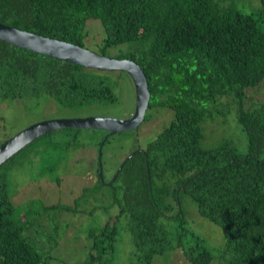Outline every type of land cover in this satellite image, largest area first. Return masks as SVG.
<instances>
[{
    "label": "trees",
    "instance_id": "16d2710c",
    "mask_svg": "<svg viewBox=\"0 0 264 264\" xmlns=\"http://www.w3.org/2000/svg\"><path fill=\"white\" fill-rule=\"evenodd\" d=\"M260 3L257 11L244 12L229 0H0V24L84 49L87 21H99L104 39L97 54L125 46L114 58L134 61L146 77L150 100L144 120L151 111L172 113L168 126L135 149L112 183L97 178L110 189L118 215L129 220L132 264H153L154 257L173 250L189 264H264V98L258 102L260 96L248 92L264 83V0ZM112 72L0 42L2 99L49 97L68 108L111 104L117 100ZM223 102L237 106L247 144L243 155L227 142L210 149L201 145L204 124ZM34 142L0 166V264H44L47 257L43 244L31 237L43 228L39 215L31 208L20 214L12 203L10 167ZM183 197L220 229L217 260L184 228ZM72 210L55 203L41 213ZM116 221L90 234L94 254L87 264H110L106 256L113 258ZM186 238L193 240L188 244Z\"/></svg>",
    "mask_w": 264,
    "mask_h": 264
},
{
    "label": "rangeland",
    "instance_id": "374dc122",
    "mask_svg": "<svg viewBox=\"0 0 264 264\" xmlns=\"http://www.w3.org/2000/svg\"><path fill=\"white\" fill-rule=\"evenodd\" d=\"M229 1L244 12L257 11L261 6L260 0ZM86 31L89 33L86 49L94 53L99 52L96 46L104 39L100 22L88 20ZM124 50L125 46L109 48L105 56L114 58ZM108 76L114 83L117 96V100L111 104L95 103L68 108L49 97L0 98V144H4L28 127L44 121L91 117L117 120L129 118L135 108L133 83L123 72L114 71ZM248 92L254 99L260 96L258 102L263 101L264 83ZM218 110L219 114L203 126L204 138L201 145L210 149L227 142L238 154H245L246 137L237 122V106H227V103L223 102ZM157 112L148 113L149 120H144L138 129L118 133L109 138L102 150V178L105 182L113 178L129 154L137 151L135 149L139 146H145L168 126L172 113L166 110ZM106 135L105 131L98 130H56L50 136L40 137L24 153L16 156L10 167L11 190L16 193L12 197V203L20 214L31 208L32 214L39 215L38 219L42 222L43 228L40 231L38 228L31 231V237L33 241L43 244L42 250L47 255L44 264H87L89 254H94L91 252L94 240L90 234H97L106 223L116 220L117 238L114 240L113 258L110 255L106 258L110 259V264L136 262L128 228L129 220L124 215H118L119 209L112 201L110 189L98 184V149ZM55 178L61 179L59 185L54 182ZM181 202L184 228L199 236L217 260L218 250L222 245L220 229L200 217L189 198L183 197ZM55 203L72 206L73 210L69 214L59 215H54L53 212L50 215L41 213L44 207ZM177 225L175 221L172 226L174 228ZM95 239L98 240L97 237ZM192 240L186 238L188 244ZM153 264L189 262L179 250H173L154 257Z\"/></svg>",
    "mask_w": 264,
    "mask_h": 264
},
{
    "label": "water",
    "instance_id": "95a60500",
    "mask_svg": "<svg viewBox=\"0 0 264 264\" xmlns=\"http://www.w3.org/2000/svg\"><path fill=\"white\" fill-rule=\"evenodd\" d=\"M0 42L88 69L124 72L131 79L135 90V108L129 119L117 120L111 118L91 117L84 119H57L44 121L28 127L0 146L1 166L19 151L24 149L28 144L50 132L65 129L105 131L108 134L98 149V177L103 181L101 174L102 148L105 141L115 134L132 131L138 128L143 122L148 109L150 94L146 77L141 68L132 60L109 58L73 44L41 37L2 24H0ZM135 152H132L120 164L110 183L114 181L124 164L135 154ZM145 164L148 177L149 172L147 169L146 157Z\"/></svg>",
    "mask_w": 264,
    "mask_h": 264
},
{
    "label": "flooded vegetation",
    "instance_id": "af4514ba",
    "mask_svg": "<svg viewBox=\"0 0 264 264\" xmlns=\"http://www.w3.org/2000/svg\"><path fill=\"white\" fill-rule=\"evenodd\" d=\"M130 117H131V116H130ZM130 117H129V118H130ZM129 118H126V119H129ZM124 120H125V119H124Z\"/></svg>",
    "mask_w": 264,
    "mask_h": 264
}]
</instances>
